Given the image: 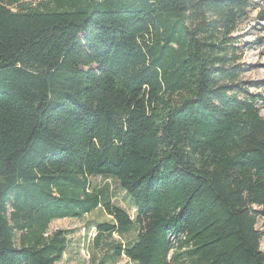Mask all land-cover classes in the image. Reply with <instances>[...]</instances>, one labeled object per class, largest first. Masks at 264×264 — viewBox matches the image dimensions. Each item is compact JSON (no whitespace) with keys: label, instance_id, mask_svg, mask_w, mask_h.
<instances>
[{"label":"trees","instance_id":"1","mask_svg":"<svg viewBox=\"0 0 264 264\" xmlns=\"http://www.w3.org/2000/svg\"><path fill=\"white\" fill-rule=\"evenodd\" d=\"M252 2L0 0V264H57L49 224L98 207V237L136 231L112 262L264 264V80L230 36Z\"/></svg>","mask_w":264,"mask_h":264},{"label":"rangeland","instance_id":"2","mask_svg":"<svg viewBox=\"0 0 264 264\" xmlns=\"http://www.w3.org/2000/svg\"><path fill=\"white\" fill-rule=\"evenodd\" d=\"M24 1L34 5L42 0ZM263 8L264 5L260 1L253 0L236 29L230 34L233 37V44L240 45L239 63L244 68L241 80L245 82L258 83L264 80V20L258 18V11ZM249 89L251 93L261 95L264 100V86H251ZM259 111L264 116V101L260 102ZM89 180L97 189L107 187L111 202L125 209L133 218L134 208L131 199L116 182L103 177H90ZM102 223L113 222L100 207L81 218L53 220L49 224V233L56 229L68 232L66 251L57 264H131L123 255L116 262H112L107 255L111 253L110 245H125L132 242L136 231L130 229L124 234L113 232L111 235L104 233L98 237L96 225ZM257 227L264 233L263 220H259ZM261 249L264 250V234Z\"/></svg>","mask_w":264,"mask_h":264}]
</instances>
